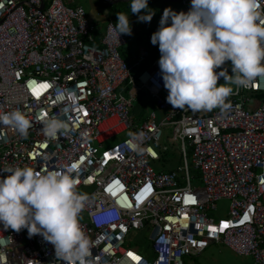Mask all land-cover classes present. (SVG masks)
Here are the masks:
<instances>
[{
    "label": "built area",
    "instance_id": "2783aa9c",
    "mask_svg": "<svg viewBox=\"0 0 264 264\" xmlns=\"http://www.w3.org/2000/svg\"><path fill=\"white\" fill-rule=\"evenodd\" d=\"M113 26L107 20L97 39L98 28L80 5L0 0V112L19 110L31 121L24 139L0 124V168L76 165L77 191L90 196L79 219L93 245L89 264H185L184 257L211 243L264 264V77L247 88L233 85L227 113L173 108L160 55L134 78L131 69L148 52L140 50L128 65L118 51L125 37L118 41ZM37 85L48 87L36 95ZM138 93L152 105L140 123L131 114ZM53 117L67 124L55 139L42 131ZM167 125L181 164L155 171L148 162L159 159L156 149L166 150L159 141ZM140 133L133 149V134ZM118 135L126 136L104 145ZM189 166L198 172L194 186ZM222 199L225 216L213 219L210 212ZM108 209H117L118 219L96 223L98 212ZM0 264L64 262L42 236L30 238L27 229L16 232L0 222Z\"/></svg>",
    "mask_w": 264,
    "mask_h": 264
},
{
    "label": "clouds",
    "instance_id": "9594fccd",
    "mask_svg": "<svg viewBox=\"0 0 264 264\" xmlns=\"http://www.w3.org/2000/svg\"><path fill=\"white\" fill-rule=\"evenodd\" d=\"M130 9L138 21L151 22L155 13L148 0H131ZM112 32L131 35L128 14L117 13ZM158 45L160 76L168 92L166 101L173 108L192 112L220 109L227 113L229 97L236 89L247 88L257 77H264V8L262 0H191L188 11L166 7L159 26L151 35ZM231 63V74L224 67ZM219 69V71H217ZM223 79V83L219 81ZM0 124L26 137L31 121L19 110L0 112ZM67 124L58 118L45 119L43 133L55 139ZM143 133L133 134L136 149ZM75 168L66 171L36 170L27 165L0 168V222L5 228L28 236L40 235L54 246L57 261L89 264L92 242L79 219L90 201L77 191ZM117 209L95 216L98 224L118 219Z\"/></svg>",
    "mask_w": 264,
    "mask_h": 264
},
{
    "label": "rangeland",
    "instance_id": "374dc122",
    "mask_svg": "<svg viewBox=\"0 0 264 264\" xmlns=\"http://www.w3.org/2000/svg\"><path fill=\"white\" fill-rule=\"evenodd\" d=\"M79 3L85 10L86 16L90 22L95 19H109L115 25L117 20V13L123 12L128 14L131 34L134 36L125 35L128 41L125 45L119 48V54L121 58L127 63L130 62L131 57L137 54L139 50L149 48L151 42V35L157 30L159 26V20L166 7H170L173 10L188 11L191 0H148V6L155 10L151 22L138 21L137 15L133 14L130 9L131 0H116L110 4L102 5L97 0H72ZM99 8V10H97ZM130 36V37H129ZM126 39V40H127ZM143 48V49H142ZM124 52V54H123ZM228 65V72L231 74V63L226 62ZM128 64V63H127ZM145 68V62H140L137 67L131 69V75L135 78L136 73L139 70ZM136 81V80H135ZM152 109L151 102L148 98L144 97L141 93L136 95V100L132 102L131 114L137 123H140L145 119V116ZM155 120H157V114H155ZM126 135H118L114 138L106 140L105 146H109ZM25 137H22L24 139ZM165 146L166 150L162 151L156 149L160 154L159 159L149 161L148 164L155 171H167L174 169L181 164L178 153V144L174 140L172 135V129L170 126L162 127V136L159 141V147ZM189 158H187L188 160ZM189 161V160H188ZM189 173L193 178L191 179V185L194 186L195 182H198V172L191 169L189 166ZM199 184V183H198ZM226 200H218L215 202L216 209L210 212L213 219L223 218L226 212ZM185 264H250L251 260L249 256L237 255L226 246L218 243H211L204 248V250L194 257H184Z\"/></svg>",
    "mask_w": 264,
    "mask_h": 264
},
{
    "label": "crops",
    "instance_id": "0c3cea01",
    "mask_svg": "<svg viewBox=\"0 0 264 264\" xmlns=\"http://www.w3.org/2000/svg\"><path fill=\"white\" fill-rule=\"evenodd\" d=\"M45 1H47V0H45ZM64 2L66 3V5H80L79 3H77V2H74V1H72V0H64ZM80 6H82V5H80ZM97 10H99V8L97 9ZM107 20H109V19H104V18H101V19H95V20H93L92 21V23L98 28V30H97V39H99L100 38V32H101V30H102V28H103V26H104V24H105V22L107 21ZM111 22H112V20H110ZM113 23V22H112ZM113 25H114V23H113ZM130 36H134V34H131ZM129 36V37H130ZM125 37V36H124ZM127 38L125 37V40H126ZM129 39V38H128ZM128 39L126 40V42H125V44L127 43V41H128ZM124 44V45H125ZM150 44L151 45H149V48H147V49H144V50H146L147 52H148V56H147V58L143 61V62H145V67L146 66H148V64L150 63V61H151V59H150V56H154V53L153 52H157L158 51V49L156 48L155 50H154V48L157 46V45H153L151 42H150ZM143 49V48H142ZM150 50H152V51H150ZM140 51V50H139ZM138 51V52H139ZM123 54H124V52H123ZM155 57L153 58V59H155L156 57H158L159 55H160V52H157V53H155ZM134 58H135V55H133L132 57H131V60H130V62L129 61H127V63H128V65H131L132 63H133V61H134ZM144 97H145V95L144 94H142Z\"/></svg>",
    "mask_w": 264,
    "mask_h": 264
},
{
    "label": "snow or ice",
    "instance_id": "6c2138e0",
    "mask_svg": "<svg viewBox=\"0 0 264 264\" xmlns=\"http://www.w3.org/2000/svg\"><path fill=\"white\" fill-rule=\"evenodd\" d=\"M47 87H48V85H37L36 87H34V88L32 89V91H33L34 94L39 95L38 89H39V88H47ZM72 167L75 168L76 165H72ZM109 191H112L111 187L109 188ZM117 191H118V190H117ZM112 194H113V195H116V192H113ZM140 199H141V197H137V200H138V201H139ZM245 219H247V217H246ZM130 255H131V254H130ZM133 259H136V257L133 256Z\"/></svg>",
    "mask_w": 264,
    "mask_h": 264
},
{
    "label": "trees",
    "instance_id": "16d2710c",
    "mask_svg": "<svg viewBox=\"0 0 264 264\" xmlns=\"http://www.w3.org/2000/svg\"><path fill=\"white\" fill-rule=\"evenodd\" d=\"M127 1H129V0H127ZM96 35H97V34H96ZM156 48L158 49L157 52H159L158 45L154 48V50H155ZM150 51H152V50H150ZM157 52H153V53H154V56H150V59H151V60H153V58L156 56L155 53H157ZM151 106H152V105H151Z\"/></svg>",
    "mask_w": 264,
    "mask_h": 264
},
{
    "label": "water",
    "instance_id": "95a60500",
    "mask_svg": "<svg viewBox=\"0 0 264 264\" xmlns=\"http://www.w3.org/2000/svg\"><path fill=\"white\" fill-rule=\"evenodd\" d=\"M116 1V0H115Z\"/></svg>",
    "mask_w": 264,
    "mask_h": 264
}]
</instances>
